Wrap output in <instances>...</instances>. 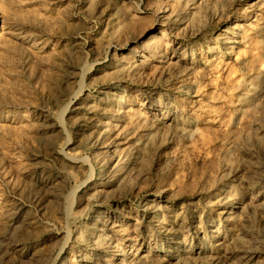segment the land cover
Returning a JSON list of instances; mask_svg holds the SVG:
<instances>
[{"label":"rangeland","instance_id":"374dc122","mask_svg":"<svg viewBox=\"0 0 264 264\" xmlns=\"http://www.w3.org/2000/svg\"><path fill=\"white\" fill-rule=\"evenodd\" d=\"M0 264H264V0H0Z\"/></svg>","mask_w":264,"mask_h":264}]
</instances>
